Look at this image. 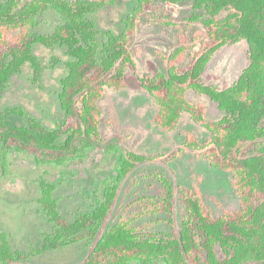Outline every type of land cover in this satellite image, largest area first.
<instances>
[{"label":"trees","instance_id":"16d2710c","mask_svg":"<svg viewBox=\"0 0 264 264\" xmlns=\"http://www.w3.org/2000/svg\"><path fill=\"white\" fill-rule=\"evenodd\" d=\"M189 1L194 11L189 17L166 9ZM113 3L0 0V98L26 63L35 69L36 80L42 79L37 45L63 48L70 57L52 58L67 69L59 101L69 120L50 129L21 107L0 112V175L13 148L29 152L38 163L63 164L103 144L100 102L108 90L128 88L137 52L134 39L143 26H159L173 30L176 39L161 55L164 70L146 72L137 80L138 89L151 96V124L170 132L188 113L208 136L202 140L184 132L181 146L163 158L125 152L119 174L126 176L151 160L168 163L190 151L229 175L239 208L215 215L199 177L186 186L162 176L158 195L138 197L137 209L120 213L113 223L108 224L117 207L113 189L70 221L60 214L52 187L40 181L39 204L52 230L30 254L14 248L1 232L0 264H24L31 256L83 242L89 250L78 264H264V0H138L122 19L118 35L101 30L97 21V13ZM49 9L60 15L61 23L52 33H40L37 18ZM242 41L247 43V61L232 84L220 87L205 79L216 54ZM191 92L209 97L223 115L208 116L207 106L190 99Z\"/></svg>","mask_w":264,"mask_h":264},{"label":"rangeland","instance_id":"374dc122","mask_svg":"<svg viewBox=\"0 0 264 264\" xmlns=\"http://www.w3.org/2000/svg\"><path fill=\"white\" fill-rule=\"evenodd\" d=\"M191 3L166 6V9L174 16L189 17L194 12ZM137 6L138 0H114L113 4L97 13L100 29L118 35L123 28L122 19ZM198 13L202 14L201 11ZM60 23V15L49 9L37 18L35 30L52 33ZM175 39L173 30L168 28L149 25L141 28L134 39L133 48L137 52L135 66L130 68L127 77L128 88L110 89L100 102L105 120L100 130L105 142L89 148L84 158H76L61 166L40 165L27 151H8L6 174L0 176V233L8 234L14 248L30 254L36 245L42 244L43 234L52 230L53 226L39 204L40 181L52 187L60 214L70 221L93 208L103 199L106 189H113L116 191L117 207L111 213L112 220L108 224L113 223L120 213L137 209L138 197L158 195L163 189V177L174 185L186 186H191L199 177L205 201L215 215L221 214L224 209L239 208L229 175L202 159H196L190 151L168 163L151 160L136 166L126 176L119 174L121 157L125 152L163 158L181 146L184 132L193 133L202 140L208 136V131L195 124L188 113L182 115L178 127L173 131L165 132L153 126L151 96L138 89L137 80L144 73L164 70L161 55L172 49ZM35 53L44 67V102L38 104L36 89L27 82L30 65L25 64L23 73L18 72L10 79V88L0 98V110L8 106H21L52 128L53 122L43 117L40 107H48L60 115L56 101L46 90L51 87L58 89L59 78L65 74L66 67L60 64L52 70L50 59L58 56L67 61L70 57L63 48L50 49L41 44L35 47ZM246 54V41L222 48L210 62L205 79L220 87L229 86L246 65ZM26 84L32 91L23 89ZM16 90L22 97L17 98ZM189 97L204 103L208 116L217 118L223 115L209 97L192 92ZM59 117L60 120L64 119L62 115ZM88 250L89 247L83 242L40 255H29L30 259L24 264H78Z\"/></svg>","mask_w":264,"mask_h":264},{"label":"flooded vegetation","instance_id":"af4514ba","mask_svg":"<svg viewBox=\"0 0 264 264\" xmlns=\"http://www.w3.org/2000/svg\"><path fill=\"white\" fill-rule=\"evenodd\" d=\"M54 57V56H53ZM53 57H51V59H50V63H49V66H50V68L53 70V69H55L58 65H60V64H63V63H57V64H53L52 63V58ZM26 64H29V63H26ZM30 65V64H29ZM30 72H29V77L27 78V82H28V84L31 86V87H35V89H36V91H35V94L37 95V98H38V104H42V102H44L43 100L45 99L44 97H43V95H44V93H45V91H43L44 89H45V84H44V80H43V78L41 79V77H40V80L38 81V80H36V71H35V69L30 65ZM19 73H23V69H22V71L21 72H19ZM66 73H67V69H66V72H65V74L63 75V76H65L66 75ZM62 76V77H63ZM62 77H60L59 78V82H60V80H61V78ZM28 84H26V85H24V90L25 89H28V91H32V88H30V86L28 85ZM10 86V85H9ZM8 86V88H10ZM23 86V85H22ZM60 88H61V84H60V86L58 87V89H52V87L51 88H49V89H47L46 91H48L49 93H51V96H52V98H54V100L56 101V105H57V109H58V111L60 112V115H58L57 113H54V111L52 110V109H48V107H40L41 108V110H42V115H43V117L44 118H48V119H50L52 122H53V127L52 128H50V129H55V128H58V126L61 124V123H63L64 121H66L67 119H68V117H67V114H66V112H65V110H63V108L61 107V105H60V101H59V93H60ZM8 90V89H7ZM39 92V93H38ZM16 94H17V98L19 97H22V95L20 96V95H18L19 94V91L18 90H16ZM35 94H33V95H35ZM16 98V99H17ZM43 99V100H42ZM36 103V102H35ZM44 106H46L45 104H44ZM10 106H8V107H5V108H3V109H1L0 110V112H2V111H4L6 108H9ZM12 107H21V106H12ZM22 108V107H21ZM23 109V108H22ZM24 110V109H23ZM25 111V110H24ZM26 112V111H25ZM29 114V113H28ZM30 115V114H29ZM62 115V117L64 116V119L63 120H60V117L59 116H61ZM30 116H32V115H30ZM33 117H35V116H33ZM37 118V117H36ZM38 119V118H37ZM39 120H41L42 121V123H44L43 122V120L42 119H39ZM69 120V119H68ZM45 125V124H44ZM46 126V125H45ZM11 151H13V150H16V149H10ZM87 152V151H86ZM86 152H85V155H86ZM85 155H83V156H78V157H74V158H69V159H67L63 164H65V163H68V162H70V161H73V160H75L76 158H84L85 157ZM40 165H56V166H61V165H63V164H51V163H45V164H43V163H39ZM2 174H6V172H4V173H2ZM1 176V175H0Z\"/></svg>","mask_w":264,"mask_h":264},{"label":"water","instance_id":"95a60500","mask_svg":"<svg viewBox=\"0 0 264 264\" xmlns=\"http://www.w3.org/2000/svg\"><path fill=\"white\" fill-rule=\"evenodd\" d=\"M18 72H16V73H14L12 76H11V78L15 75V74H17ZM43 76H44V73L42 74V78H43ZM7 92H5V94H6ZM5 94H4V96H5ZM3 96V97H4ZM32 115V114H31ZM33 116V115H32ZM41 118V117H40ZM39 119V118H38ZM47 126V125H46ZM48 127V126H47ZM49 128V127H48Z\"/></svg>","mask_w":264,"mask_h":264}]
</instances>
